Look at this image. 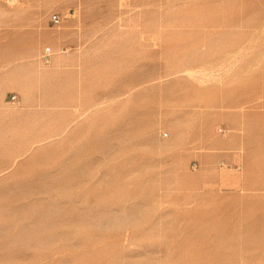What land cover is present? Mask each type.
<instances>
[{
    "label": "rangeland",
    "instance_id": "1",
    "mask_svg": "<svg viewBox=\"0 0 264 264\" xmlns=\"http://www.w3.org/2000/svg\"><path fill=\"white\" fill-rule=\"evenodd\" d=\"M0 264H264V0H0Z\"/></svg>",
    "mask_w": 264,
    "mask_h": 264
},
{
    "label": "bare ground",
    "instance_id": "2",
    "mask_svg": "<svg viewBox=\"0 0 264 264\" xmlns=\"http://www.w3.org/2000/svg\"><path fill=\"white\" fill-rule=\"evenodd\" d=\"M61 29V28H60ZM70 51V50H69ZM64 52V55L67 53V51H63ZM69 54V53H68ZM61 56L63 55V54H60ZM71 55V54H70ZM66 56H68L67 54H66ZM74 56V55H73ZM58 61H62L63 62V64H65V66L66 65H70V66H72V67H76V66H78V65H80L81 63V57L79 58V57H77V58H71V59H68V58H61L60 57V59L58 58ZM67 61V62H66ZM70 62V63H69ZM34 64V63H33ZM31 65L29 68H28V70L26 71V73H24V75L25 76H27L26 77V80H27V78L29 77V75L30 76H37V77H39L40 78V76H42V74L44 73V74H53V75H56V73H55V71H53V70H50V71H45V72H42V71H40L35 65ZM53 64V63H52ZM61 66V68H62V65H60ZM59 66V67H60ZM51 67V66H50ZM56 67V66H55ZM60 72V71H59ZM19 77H21V78H23V75H19Z\"/></svg>",
    "mask_w": 264,
    "mask_h": 264
},
{
    "label": "built area",
    "instance_id": "3",
    "mask_svg": "<svg viewBox=\"0 0 264 264\" xmlns=\"http://www.w3.org/2000/svg\"><path fill=\"white\" fill-rule=\"evenodd\" d=\"M52 19H53V21L55 22V24H60V23H61V20H62V18H61V16H60L59 14H54V15L52 16ZM53 54H54V52H53L52 48H51V47H47V48L44 50L43 54H42V59H43V61H44L46 64H49L50 61H51V57L53 56ZM12 100L16 101V100H17V96H16V95H13V96H12ZM166 136H167V135H166ZM196 166H197V165L195 164V167H196Z\"/></svg>",
    "mask_w": 264,
    "mask_h": 264
},
{
    "label": "crops",
    "instance_id": "4",
    "mask_svg": "<svg viewBox=\"0 0 264 264\" xmlns=\"http://www.w3.org/2000/svg\"><path fill=\"white\" fill-rule=\"evenodd\" d=\"M51 59H52V57H51Z\"/></svg>",
    "mask_w": 264,
    "mask_h": 264
}]
</instances>
